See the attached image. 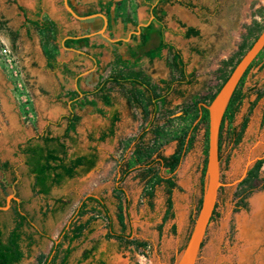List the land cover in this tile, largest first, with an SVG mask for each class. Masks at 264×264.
I'll list each match as a JSON object with an SVG mask.
<instances>
[{"label":"rangeland","instance_id":"rangeland-1","mask_svg":"<svg viewBox=\"0 0 264 264\" xmlns=\"http://www.w3.org/2000/svg\"><path fill=\"white\" fill-rule=\"evenodd\" d=\"M128 1L121 5V10H128ZM130 1L134 8L139 7L136 0ZM184 1L196 6L194 10L185 9L187 16L180 12L178 5L168 7V10L173 13L172 23L176 27L173 41L188 64V73H195L196 82L191 86H175L169 97L174 113L160 117L164 136L154 147L166 156L174 153L177 139L187 132L194 118V103L211 104L239 59L245 56L264 30V0ZM15 2L0 0V22H7L0 31V163H8L18 171L17 190L24 201L25 212L34 220V225L52 240L59 237L81 200L89 194L106 200L115 229L121 232L117 219L120 200L115 191L118 168L134 149V139L144 124L142 112L130 105L124 90L113 87L111 95L121 121L117 124L115 135L101 142V134L110 125L111 109L104 107L100 101L98 108L105 111L104 116L91 106L77 109L81 119L72 134L74 141H67L69 155H84L95 148L99 153V162L89 173L55 188L49 197L34 193V178L28 173L19 146L46 131L53 136L64 135L67 128L65 117L70 113L68 92L75 89V79L83 72L84 66L78 63L71 65L70 69L61 65L55 69L46 68L45 55H60V43L69 33V24H55L51 18L44 16L43 19L50 25L49 32L33 29L27 36L22 14ZM168 21H171V15ZM181 24L197 28L200 36L184 38L185 28ZM10 30L18 32L15 43ZM47 34L56 36L55 46L42 42ZM169 57L170 54L165 52L162 60L148 62L144 59L140 64V69L158 86L160 93L168 91L176 76L168 68ZM76 61L75 57L72 62ZM109 72V68H103L101 76L106 77ZM96 81L97 76L82 75L79 79L81 87L87 90H91ZM240 91L247 97L234 126L240 132L248 119L247 127L238 145L230 144L227 138L224 140L221 150L222 186L196 264H264V162L258 168L257 161L251 164L243 180L238 182L251 161L257 158L264 160V96L252 107L258 94L264 91V49ZM227 129L226 123L224 136ZM150 138L151 135L147 137L148 140ZM207 146V126L201 124L193 147L176 172L178 187L173 193L174 217L167 222L163 220L167 200L164 186L155 187L154 198L150 201L147 192L151 184L142 181L137 171L125 181L124 189L130 203L128 214H125L126 234L132 232L135 239L147 242L146 251L127 248L116 239H107V222L97 218L93 222V233L86 232L75 243L71 262L76 263L84 251L98 244L95 260L83 264H99L100 260L106 264H176L189 241L202 206ZM250 171L253 172L248 177ZM8 178L11 181L9 174ZM2 180L3 175L0 174V198L11 192ZM58 198L67 201L68 208L63 213L56 216L48 214L45 218L43 212L52 208ZM122 200L125 206V198L122 197ZM92 216L89 214L81 221L86 222ZM29 232L34 233V230ZM34 238L36 244L30 250L26 249L27 256L21 264H40L39 259L48 255L53 246V241L48 238L41 239L37 235Z\"/></svg>","mask_w":264,"mask_h":264},{"label":"trees","instance_id":"trees-1","mask_svg":"<svg viewBox=\"0 0 264 264\" xmlns=\"http://www.w3.org/2000/svg\"><path fill=\"white\" fill-rule=\"evenodd\" d=\"M149 1V0H147ZM152 15L154 20L145 28L142 29L140 35V46L143 47L149 41V32H151L155 25L161 27L159 31V44L145 52V56L150 61L161 59L163 52L167 50L170 54V59L167 64L170 70L174 73L175 78L173 83L168 87L166 93H160L158 86L148 78L144 72L133 69H126L125 62L121 58H117L115 65L121 67V70L113 71L107 78H101L98 84L89 91L81 90L78 85L77 89L68 92V105L70 113L65 117L67 120V128L63 136H53L52 133L47 132L40 135L38 138H33L26 144L19 146V151L25 156V163L29 168V173L34 178L32 190L34 193L49 197L55 188H60L67 182L75 180L93 170L100 160L98 150L93 148L87 154L77 157H70L69 147L67 141L73 142V136L76 132L78 123L81 117L76 113L77 109H83L87 106L94 107L101 115H105L103 109L98 108V102H102L105 107L111 108L112 112L109 117L110 125L106 131L100 136V141L104 142L111 138L116 133L117 124L121 121L120 112L115 109L113 96L111 95L112 88L118 87L125 91L126 98L133 108L140 109L143 118V127L138 136L134 139V149L128 159H123L119 164L118 178L116 180L115 191L117 199L120 200L118 206L119 213L117 215L118 222L121 226V232L115 229V223L111 210L103 197L95 194L86 195L75 210L73 217L69 224H67L59 234L56 240H52L50 236L43 230H40L34 225V220L28 213H22L19 209H15V219L12 223L3 222L0 219V264H21L27 254L26 249L30 250L35 244V235L41 239L48 238L53 241V246L48 255L42 256L39 259L40 264H83L86 261L95 260L99 245L95 244L91 249L84 251L82 258L76 263L71 262V258L76 250L75 243L84 237L85 233H93L94 219L103 218L107 222L108 233L107 239H116L126 245V247H134L137 251H146L147 242L135 239L132 232L126 234L128 226L125 222V214H128L130 206L129 200L124 189V183L127 178L134 172H138V176L142 181L151 184L147 196L150 201L154 198V189L156 186H164L167 200L166 212L164 222L174 217L173 193L178 187L176 181V172L181 166L184 158L194 145L195 135L199 130L201 124L207 126V138L209 137V111L208 104L195 102V113L192 122L190 123L187 132L177 139V146L173 154L166 156L159 148H155L154 144H159L164 136V128L160 124V117L163 114H173L171 110V100L169 99L171 92L175 91L174 87L191 86L196 82L195 73H188V64L184 60L181 50L175 45L165 41L164 33L166 31L165 6L178 4L187 9L194 10L196 6L184 0H156L151 1ZM111 2L106 6L107 13L110 11ZM118 4V3H117ZM21 11L23 9L21 8ZM40 29L39 22H29ZM0 29L4 27L0 24ZM147 32V33H146ZM13 41L17 39V34L13 33ZM185 38L199 37L200 31L193 27H188ZM73 36L64 40L62 47L68 50H76L81 46H85L90 41L89 37ZM50 41L56 42V36H51ZM252 47V45H251ZM250 47V48H251ZM131 56L139 60L138 54L130 52ZM262 52L259 54V56ZM258 56V58H259ZM56 56L48 55V68L55 69L57 67ZM241 59H239L240 61ZM238 61V62H239ZM255 61L247 70L246 74L240 81L235 90L229 105L224 114L219 133V154L220 162L222 161L221 150L225 138L230 144L238 145L242 141L243 133L247 127L248 119H246L241 127L240 132L234 126V121L246 94L240 91L241 85L244 83L249 71L254 67ZM228 78L225 79L224 83ZM166 83V81H163ZM222 86L219 87L217 93ZM216 93V94H217ZM216 94L212 98H215ZM264 96V91L258 94L257 100L252 104L254 107L258 100ZM228 124V129L225 133V125ZM151 135L149 140L147 137ZM209 146L206 147L208 155ZM264 160L259 159L256 163L258 168ZM1 165V164H0ZM2 167H9L8 163L1 165ZM207 170V160L205 161L204 174ZM250 171L248 177L252 175ZM246 182L243 181V183ZM125 198V206L122 200ZM69 203L63 198L54 200V206L48 208L43 212L46 218L48 214L56 216L59 213L65 212ZM2 214V212H0ZM89 214H93L92 218L86 222L81 219ZM96 215V216H95ZM33 229L34 233L29 232ZM99 264H106L100 260Z\"/></svg>","mask_w":264,"mask_h":264},{"label":"crops","instance_id":"crops-1","mask_svg":"<svg viewBox=\"0 0 264 264\" xmlns=\"http://www.w3.org/2000/svg\"><path fill=\"white\" fill-rule=\"evenodd\" d=\"M14 1H16V8L19 10V7H22L27 11V15L35 22H40L44 16H48L55 22V24H58V22H61L62 24H69V33L65 35L64 39L71 38L73 36L90 38V41L87 45L81 46L76 50H68L62 48L60 45V55L55 58L57 67L61 65L62 67L66 66L70 69L71 65L78 63L84 66L83 72L79 74L75 79V89L71 91L76 90L78 85L77 82H79V79L82 75H84V77L97 76V81L94 85L95 87L101 78H107L113 71L121 70V67H117L115 65V61L117 58H121L125 62V65L127 67L126 69L129 68V70L133 69L142 72L144 71L140 69V64L142 61H144V59H146V61L148 62H155L156 60L163 59L162 57L161 59L150 61L149 58L145 56V52L155 48L159 44V31L161 29L159 25H155V28L151 32H149L150 38L147 44L143 47L140 46V35L142 34V29L147 27L154 20V16L152 15L153 7L151 6L150 0H136L139 3V7L137 8H134V4L129 0L127 2L128 10H121V5L124 4L126 0H68L72 10L80 17L103 14L108 20V26L103 35L100 34L101 30L104 27V20L102 17L98 16L88 20L77 19L66 8L64 0L62 6V0ZM111 2H113L114 4L112 5L110 11L107 13L106 6ZM174 5H167L164 8L167 13L165 18V25L167 29L164 33V37L166 42L177 47V45L173 41V30L176 29V27L172 23L173 13L170 14V10H168V7H173ZM179 7L180 12L183 13L184 16H187L185 8L181 6ZM170 15L171 21H168V17ZM70 19L72 20L71 22ZM140 27L141 32L137 33L138 28ZM188 27L189 26L185 27V30L183 32L182 36L184 38V34ZM180 39L181 38H179L178 40L180 41ZM177 48L179 49V47ZM131 51L138 54V61H136V59L131 56ZM165 52L168 51L165 50L163 52V56ZM75 57L78 61L73 63L72 60ZM106 67L110 69V72L108 76L103 77L101 76V72L103 71V68ZM145 75L150 78L147 74ZM79 86L81 90L89 91L87 89H83L80 82Z\"/></svg>","mask_w":264,"mask_h":264},{"label":"water","instance_id":"water-1","mask_svg":"<svg viewBox=\"0 0 264 264\" xmlns=\"http://www.w3.org/2000/svg\"><path fill=\"white\" fill-rule=\"evenodd\" d=\"M66 8L69 12L80 20L93 19L95 17H102L104 20V27L100 34H104L107 26L108 20L103 14H95L88 17H80L77 15L69 5L68 0H64ZM141 32V27L138 28V32ZM79 38V37H76ZM264 49V30L256 39L252 47L248 50L245 56L238 62L234 68L231 75L228 77L227 81L224 83L220 91L216 94L215 98L212 100L211 104L208 106L209 111V149L207 158V170H206V182L204 188V196L202 201V206L195 222L193 231L189 238V241L180 255L176 264H196L199 252L202 247V243L207 233V229L210 225L212 216L214 214L219 189L222 186L221 183V162L219 154V133L220 126L229 105V102L237 89L240 81L244 77L245 73L252 65V63L257 59L259 54ZM260 158L251 161L245 174L238 181H242L251 164L255 163ZM11 196L7 199L6 206H0V210L6 211L10 208Z\"/></svg>","mask_w":264,"mask_h":264},{"label":"flooded vegetation","instance_id":"flooded-vegetation-1","mask_svg":"<svg viewBox=\"0 0 264 264\" xmlns=\"http://www.w3.org/2000/svg\"><path fill=\"white\" fill-rule=\"evenodd\" d=\"M192 3V2H191ZM195 5V4H194ZM180 6V5H179ZM181 7H183V6H181ZM21 8L22 7H19V11H20V13L21 14H23V17H24V24H25V28H26V34H27V36H30L31 35V32H32V30L34 29V30H36V31H42V32H49V28H50V25H49V23L46 21V20H44V19H42L40 22H39V26H40V29L39 28H37L36 26H34V25H32L31 23H29V22H35L34 20H32L28 15H27V11L26 10H24L23 8V11H21ZM185 8V7H184ZM185 9H187V8H185ZM187 10H191V9H187ZM0 24H1V22H0ZM6 24H7V22L4 24V23H2L1 25L3 26V27H5L6 26ZM182 25V27H187L185 24H181ZM189 27H192V26H189ZM193 28H195V27H193ZM197 29V28H196ZM3 29H0V31H2ZM10 32L12 33V35H13V33H16L17 35H18V32H14V31H11L10 30ZM12 37V36H11ZM50 38H51V36H50V34H47V36H46V38H45V40L44 41H42V42H45V41H47L48 43H51V44H53V46H55L54 45V43L52 42V41H50ZM12 40H13V37H12ZM64 38L62 39V41H61V43H60V45H61V47H62V44H63V42H64ZM13 43H15L14 41H13ZM63 48V47H62ZM45 59H46V68H48V55L46 54L45 55ZM246 74V73H245ZM77 84L79 85V82H77ZM78 85H77V87H78ZM77 89V88H76ZM69 106V105H68ZM47 132H49V131H46V132H44L43 134H45V133H47ZM43 134H41V135H43ZM40 136V135H39ZM39 136H37L36 138H38ZM31 140V138L30 139H28L27 141H26V143L28 142V141H30ZM25 143V144H26ZM24 145V144H23ZM21 146V145H20ZM23 155V154H22ZM23 157H24V163H25V156L23 155ZM73 157H77V156H73ZM1 165H3V164H5V163H0ZM0 165V174H2L3 175V180H2V182L4 183V186L6 187V188H10L11 189V192H10V194H8V196H6V197H4V198H0V206H6V204H7V199L11 196L12 198H11V201H10V208L8 209V210H6V211H2V210H0V212H2V214H0V219H1V221H3V222H7V223H12L13 222V220L15 219V213H14V210L15 209H19L20 211H22V213H26L25 212V208H24V201L19 197V195H18V190H17V186H18V182H19V175H18V171L17 170H15L14 168H11V166L9 165V167H2ZM25 166L27 167V165H26V163H25ZM27 170H28V173H29V168L27 167ZM8 174L11 176V181H9V178H8ZM30 174V173H29ZM33 185V184H32Z\"/></svg>","mask_w":264,"mask_h":264}]
</instances>
